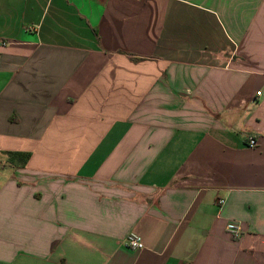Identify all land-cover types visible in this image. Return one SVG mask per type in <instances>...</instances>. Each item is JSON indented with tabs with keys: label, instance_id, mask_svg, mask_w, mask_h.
Here are the masks:
<instances>
[{
	"label": "crops",
	"instance_id": "0c3cea01",
	"mask_svg": "<svg viewBox=\"0 0 264 264\" xmlns=\"http://www.w3.org/2000/svg\"><path fill=\"white\" fill-rule=\"evenodd\" d=\"M0 264H264V0H0Z\"/></svg>",
	"mask_w": 264,
	"mask_h": 264
},
{
	"label": "built area",
	"instance_id": "2783aa9c",
	"mask_svg": "<svg viewBox=\"0 0 264 264\" xmlns=\"http://www.w3.org/2000/svg\"><path fill=\"white\" fill-rule=\"evenodd\" d=\"M247 144L250 147H254L257 144V140L255 138L251 137V138H249ZM220 202H224V200H220ZM227 229L236 238L237 237H240V235L242 233L241 225L236 220L230 221L227 224ZM127 245H128V247L133 248V249H140V248H143L144 247V243H143L142 237L140 235H138V234H131L128 237Z\"/></svg>",
	"mask_w": 264,
	"mask_h": 264
},
{
	"label": "trees",
	"instance_id": "16d2710c",
	"mask_svg": "<svg viewBox=\"0 0 264 264\" xmlns=\"http://www.w3.org/2000/svg\"><path fill=\"white\" fill-rule=\"evenodd\" d=\"M17 155H19L20 157L24 158V160L26 161L30 154L29 153H17Z\"/></svg>",
	"mask_w": 264,
	"mask_h": 264
}]
</instances>
